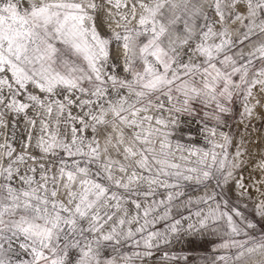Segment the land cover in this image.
Masks as SVG:
<instances>
[{"label":"snow or ice","instance_id":"1","mask_svg":"<svg viewBox=\"0 0 264 264\" xmlns=\"http://www.w3.org/2000/svg\"><path fill=\"white\" fill-rule=\"evenodd\" d=\"M0 264H264V0H0Z\"/></svg>","mask_w":264,"mask_h":264}]
</instances>
